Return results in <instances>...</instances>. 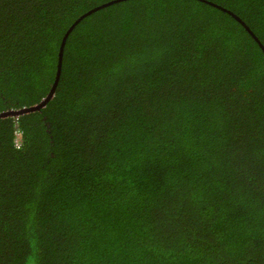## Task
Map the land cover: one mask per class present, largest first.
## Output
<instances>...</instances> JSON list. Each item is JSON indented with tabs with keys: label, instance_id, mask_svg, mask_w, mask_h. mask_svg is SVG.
<instances>
[{
	"label": "trees",
	"instance_id": "trees-1",
	"mask_svg": "<svg viewBox=\"0 0 264 264\" xmlns=\"http://www.w3.org/2000/svg\"><path fill=\"white\" fill-rule=\"evenodd\" d=\"M112 1L0 0V113ZM209 3L264 47V0L73 26L0 118V264H264V51Z\"/></svg>",
	"mask_w": 264,
	"mask_h": 264
},
{
	"label": "water",
	"instance_id": "water-1",
	"mask_svg": "<svg viewBox=\"0 0 264 264\" xmlns=\"http://www.w3.org/2000/svg\"><path fill=\"white\" fill-rule=\"evenodd\" d=\"M121 1H125V0H115V1H112V2H109L107 4H104L100 7H96L94 9H92L91 11L85 13L84 15H82L80 18H78L75 23L71 26L70 30L73 28V26L75 24H77L80 20H82L84 17L90 15L91 13L107 6V5H111L113 3H117V2H121ZM205 2V0H202ZM215 7H218L220 10L222 11H225L227 13H229L230 15H232L238 22L241 23V25L244 27L245 30H247L251 36L259 43L258 39L251 33V31L249 30V28L238 18L236 17L234 14H232L230 11L228 10H225L213 3H209ZM65 34V36L63 37L62 41H61V44H60V48H59V53H58V63H57V72H56V78H55V81L53 83V86L52 88L50 89L49 93L47 94V96L41 100V102L37 105H34L32 107H29V108H24V109H21V110H17V111H8V112H3V113H0V118H5V117H11V116H17V115H23V114H27V113H32V112H35V111H39L40 109H42L47 103L48 101L52 98L53 94H54V91H55V88H56V85H57V81H58V78H59V74H60V69H61V60H62V51H63V47L65 45V41H66V38H67V35L69 33V31ZM260 47L262 48V50L264 51V47L259 43Z\"/></svg>",
	"mask_w": 264,
	"mask_h": 264
},
{
	"label": "built area",
	"instance_id": "built-area-1",
	"mask_svg": "<svg viewBox=\"0 0 264 264\" xmlns=\"http://www.w3.org/2000/svg\"><path fill=\"white\" fill-rule=\"evenodd\" d=\"M14 145L18 149L21 145V135L19 132H15V140H14Z\"/></svg>",
	"mask_w": 264,
	"mask_h": 264
},
{
	"label": "clouds",
	"instance_id": "clouds-1",
	"mask_svg": "<svg viewBox=\"0 0 264 264\" xmlns=\"http://www.w3.org/2000/svg\"><path fill=\"white\" fill-rule=\"evenodd\" d=\"M67 40V39H66ZM65 43H66V41H65ZM11 111H13V110H11ZM18 116V115H17ZM17 116H11V117H13V118H16ZM21 135V134H20ZM14 140H15V132H14ZM21 145H22V135H21ZM21 145H20V147L18 148V149H20L21 148Z\"/></svg>",
	"mask_w": 264,
	"mask_h": 264
}]
</instances>
